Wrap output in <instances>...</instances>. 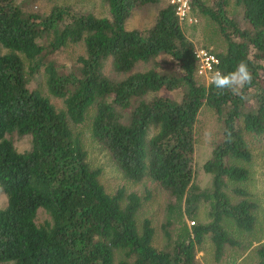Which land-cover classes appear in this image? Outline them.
<instances>
[{"label": "trees", "instance_id": "trees-1", "mask_svg": "<svg viewBox=\"0 0 264 264\" xmlns=\"http://www.w3.org/2000/svg\"><path fill=\"white\" fill-rule=\"evenodd\" d=\"M25 1L0 0V44L7 48L0 54V187L6 195L0 264H194L204 235L216 254L224 242L236 243L226 218L254 228L257 202L242 187L231 188L241 195L235 200L224 188L249 175L232 161L250 159L244 131L264 135V0L234 1L243 9V24L227 14V0L192 1V14L197 7L208 15L226 41L215 52L218 71L227 74L248 63L253 79L239 95L197 80L194 43L181 25L187 21L178 19L169 1L143 29L126 28L125 22L136 6L158 0H104L108 16L65 4L39 12L25 9ZM77 42L84 53L67 71H58L48 55ZM151 61L149 68L135 69ZM41 67L47 90L63 99L62 108L30 87ZM203 104L218 114L222 133L204 162L212 174L207 188L195 182L194 173V126ZM91 108V134L123 175H148L173 197L163 223L164 247L153 244L148 218L138 223L141 196L123 188L108 192L101 169L90 165L72 123L83 122ZM14 134L29 135V147L18 150ZM207 201L209 217L196 221L198 204ZM39 208L48 214L41 223ZM173 224L174 238L168 228ZM255 252L251 264H264V242Z\"/></svg>", "mask_w": 264, "mask_h": 264}, {"label": "rangeland", "instance_id": "rangeland-1", "mask_svg": "<svg viewBox=\"0 0 264 264\" xmlns=\"http://www.w3.org/2000/svg\"><path fill=\"white\" fill-rule=\"evenodd\" d=\"M169 0H158V2L147 3L136 6L125 22L126 28L143 29L149 27L155 20L158 9ZM207 4H211V0H201ZM235 0H227L225 5L226 12L229 16L236 18L241 24L245 23L243 17V9L234 2ZM53 4L69 5L78 11H90L96 15H109L107 3L104 0H26L25 9L36 10L39 12H47ZM197 20L194 22H182V28L186 36L194 43V48L205 47L212 52L225 49L226 41L219 33L216 23L208 16L203 14L196 7L193 11ZM7 51V48L0 44V54ZM84 53V45L82 42L68 43L65 46L55 50L48 55V58L54 60L57 69L60 72L67 71L76 63L79 54ZM164 58H167L164 56ZM151 62H140L135 69L144 70L152 65ZM166 62L165 65H169ZM164 66V63L162 64ZM169 67V66H168ZM43 67L35 75L30 77V87L40 89L57 108L64 106L63 99L54 96L47 90L45 74ZM105 71L112 74L109 64H106ZM199 82H208L205 76L195 74ZM159 93H170L162 89ZM151 95V94H150ZM149 95V96H150ZM93 109L91 108L83 122L73 124L75 132L80 134L83 145L87 152V159L91 166L101 169L99 179L108 192H115L119 188H123L124 193L131 191L141 196V205L136 213L138 223L141 224L145 218L150 220L154 229L153 244L156 247H164L167 238L164 233L163 223L167 217L168 203L173 200L167 189L160 185L157 180L150 178L148 175L140 180H133L123 175L116 167L109 153L99 144V142L91 134V118ZM155 131L151 128L149 134ZM244 137L247 147L250 151V159L233 158V162L245 166L249 170L246 179L240 181H230L229 185L224 188L233 200L241 198V195L232 191V187H242L248 191V198L257 202L254 212L256 214V222L254 228L246 230L235 225L230 218L225 219V228L229 234L236 240L235 244L224 242L221 250L216 254V245L209 235H204L201 243L197 245L194 264H251L257 260L255 246L264 242V135L244 131ZM13 142L18 150L27 149L30 145L29 135L12 136ZM222 139L221 121L215 110L203 104L198 112L197 120L194 126V173L195 182L200 187H208L211 185L212 174L205 170L204 162L212 155V149L217 142ZM125 198L123 197V201ZM6 195L0 187V207L5 205ZM209 204L200 202L196 213V221H205L208 216L207 212ZM48 214L39 208L36 221L41 223ZM209 217V216H208ZM192 219L186 217L187 223L191 226ZM178 226V225H177ZM175 237L174 224L168 226ZM217 256H221L217 259ZM1 264H13L12 262H3Z\"/></svg>", "mask_w": 264, "mask_h": 264}, {"label": "built area", "instance_id": "built-area-1", "mask_svg": "<svg viewBox=\"0 0 264 264\" xmlns=\"http://www.w3.org/2000/svg\"><path fill=\"white\" fill-rule=\"evenodd\" d=\"M193 0H169L174 6L175 13L180 21L195 22L197 18L192 14L191 5ZM196 55V73L205 76L207 81L212 80V76L218 69V56L209 48L200 47L194 49ZM193 223V220H191Z\"/></svg>", "mask_w": 264, "mask_h": 264}, {"label": "clouds", "instance_id": "clouds-1", "mask_svg": "<svg viewBox=\"0 0 264 264\" xmlns=\"http://www.w3.org/2000/svg\"><path fill=\"white\" fill-rule=\"evenodd\" d=\"M253 79L252 72L246 61H241L235 69L227 74L216 71L212 76L213 85L220 90H229L234 95H239L246 85Z\"/></svg>", "mask_w": 264, "mask_h": 264}]
</instances>
